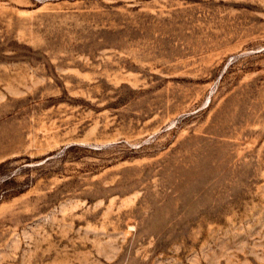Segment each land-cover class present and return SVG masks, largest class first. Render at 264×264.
<instances>
[{"label": "rangeland", "instance_id": "obj_1", "mask_svg": "<svg viewBox=\"0 0 264 264\" xmlns=\"http://www.w3.org/2000/svg\"><path fill=\"white\" fill-rule=\"evenodd\" d=\"M0 264H264V0H0Z\"/></svg>", "mask_w": 264, "mask_h": 264}]
</instances>
